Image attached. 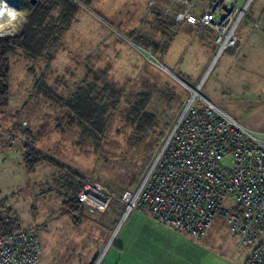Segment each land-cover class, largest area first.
I'll return each mask as SVG.
<instances>
[{
    "label": "rangeland",
    "instance_id": "374dc122",
    "mask_svg": "<svg viewBox=\"0 0 264 264\" xmlns=\"http://www.w3.org/2000/svg\"><path fill=\"white\" fill-rule=\"evenodd\" d=\"M17 1L23 12L12 30L0 27V36L19 34L34 9L30 0ZM73 1L79 11L56 50H48L37 63L25 61L20 52L11 60L10 102L0 110V216L16 217L22 231L37 237L42 246L39 264H119L115 246L105 245L98 259L88 256L90 239L108 234V217L96 216L93 233L89 219L93 214L83 211L76 227L59 195L46 191L44 183L51 180L53 168L41 164L35 172L27 173L21 146L31 143L41 155L77 172L83 182L93 179L117 193L134 191L156 159L184 102L191 98L192 89L264 139V0L251 2L237 30L239 45L226 50L211 72L217 52H213L211 31L198 37L177 27L173 36L151 29L155 11L163 18L173 17L174 7L167 13L171 0H138L134 4L135 0ZM58 12L55 10V17ZM127 36L160 47L169 36L172 40L153 55ZM50 53L54 61L47 74L48 84L61 95L78 90L95 96L106 84H114L116 97L107 101L111 123L102 147L82 140L75 130L65 132L56 127L62 113L33 91L35 75L46 73ZM148 93L151 99L147 102V96L141 95ZM140 101L147 102L144 112L155 116L157 130L146 131L143 142L133 139L134 145L127 131L130 128L123 127ZM111 206L121 208L124 215L125 205L119 200ZM74 229L80 230L78 235ZM206 235L198 243L207 251L208 264H225L224 260L243 264L251 253L220 216Z\"/></svg>",
    "mask_w": 264,
    "mask_h": 264
},
{
    "label": "built area",
    "instance_id": "2783aa9c",
    "mask_svg": "<svg viewBox=\"0 0 264 264\" xmlns=\"http://www.w3.org/2000/svg\"><path fill=\"white\" fill-rule=\"evenodd\" d=\"M252 1L171 0L167 13L174 7L175 23L194 27L199 36L213 33L217 52L211 72L220 56L238 44L237 30ZM192 91L136 190L117 193L86 179L77 199L89 214L105 213L119 200L124 217L138 210L195 242L220 216L238 242L251 249L243 264H264V139L199 90ZM41 258L34 234L0 236V264H39Z\"/></svg>",
    "mask_w": 264,
    "mask_h": 264
},
{
    "label": "trees",
    "instance_id": "16d2710c",
    "mask_svg": "<svg viewBox=\"0 0 264 264\" xmlns=\"http://www.w3.org/2000/svg\"><path fill=\"white\" fill-rule=\"evenodd\" d=\"M79 1L81 0H76V2ZM33 8L19 34L12 37L0 36V110L7 107L10 102L11 60L19 52L27 62L37 63L43 59L48 50L55 49L62 35L75 21L79 11L77 3L73 0H39ZM57 9L59 12L55 17L54 12ZM154 14L155 19L153 20L154 23H151V29L162 35L164 33L175 35L173 29L180 25L175 23L173 18H163L162 14L156 11ZM181 26L185 27V31H192L196 34L194 27L187 24ZM127 38L132 39L136 45L153 55L162 52L172 40L169 36L165 39L163 46L160 47L155 42H147L144 39L131 38L130 36ZM216 48L214 44L213 52L216 51ZM48 61L46 73L39 76L35 75L33 91L40 94L45 101L62 113L56 127H60V130L65 132L75 130L82 140L96 144V148L102 147L111 123L107 101L108 98L116 97L114 84L108 83L110 82L108 80V84H106L108 86H104L95 96L91 95V91L85 93L78 90L67 96L61 95L48 84L47 74L50 72V66L54 61L53 53L48 55ZM141 96L144 99L147 96V102L151 99L149 93ZM147 102L135 103L130 111V119L126 122L125 118L123 128H130L127 131H130L132 140L134 139L136 142H143L144 137L148 136L146 131L157 130L155 116L144 112ZM134 140V145H136ZM21 148H23V163L27 173L35 172L41 164H48L53 168L51 180L44 183L47 186L46 191L49 193L56 192L59 195L62 200V208L67 211L74 223L78 224L81 220L80 214L85 211L77 199V195L84 184L82 177L74 170L63 167L52 159L41 155L40 151L31 143L28 146L23 145ZM3 200L8 201V198ZM18 231H22V228L16 217L0 216V236Z\"/></svg>",
    "mask_w": 264,
    "mask_h": 264
},
{
    "label": "crops",
    "instance_id": "0c3cea01",
    "mask_svg": "<svg viewBox=\"0 0 264 264\" xmlns=\"http://www.w3.org/2000/svg\"><path fill=\"white\" fill-rule=\"evenodd\" d=\"M137 1L135 0L133 4ZM140 11L143 10L140 9ZM177 28L185 31V27L181 25ZM194 35L198 36L197 33ZM212 45L214 46V42ZM238 45L239 43L236 46ZM90 216L89 219L92 220L91 232L93 233L94 225L98 221L96 216H107L109 219L108 225L105 226L107 227L106 231H109L108 234H103L105 236L99 237L98 240L90 239L89 241L92 243V250H90L88 256H92L93 259L99 258L105 245H111L115 246L114 251L120 259L119 264H208L205 258L207 251L201 244L154 222L140 212L132 211L124 217L121 215V208L111 206L103 214ZM97 225L99 224L97 223ZM78 226L80 225H76V227ZM114 230L116 232L113 234ZM75 231L78 235L80 230ZM94 242H97V244H94ZM224 263L238 264L227 260H224Z\"/></svg>",
    "mask_w": 264,
    "mask_h": 264
},
{
    "label": "bare ground",
    "instance_id": "6f19581e",
    "mask_svg": "<svg viewBox=\"0 0 264 264\" xmlns=\"http://www.w3.org/2000/svg\"><path fill=\"white\" fill-rule=\"evenodd\" d=\"M22 12L23 8L20 1L0 0V27L6 31L12 30Z\"/></svg>",
    "mask_w": 264,
    "mask_h": 264
},
{
    "label": "water",
    "instance_id": "95a60500",
    "mask_svg": "<svg viewBox=\"0 0 264 264\" xmlns=\"http://www.w3.org/2000/svg\"><path fill=\"white\" fill-rule=\"evenodd\" d=\"M37 2H38V0H30V3L33 5H35ZM184 85H186V83Z\"/></svg>",
    "mask_w": 264,
    "mask_h": 264
}]
</instances>
